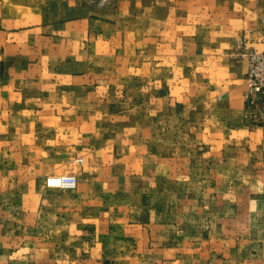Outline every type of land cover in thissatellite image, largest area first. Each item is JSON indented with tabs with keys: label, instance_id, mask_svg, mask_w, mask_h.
<instances>
[{
	"label": "crops",
	"instance_id": "1",
	"mask_svg": "<svg viewBox=\"0 0 264 264\" xmlns=\"http://www.w3.org/2000/svg\"><path fill=\"white\" fill-rule=\"evenodd\" d=\"M243 50L264 0H0V264H204L163 187H264Z\"/></svg>",
	"mask_w": 264,
	"mask_h": 264
},
{
	"label": "rangeland",
	"instance_id": "2",
	"mask_svg": "<svg viewBox=\"0 0 264 264\" xmlns=\"http://www.w3.org/2000/svg\"><path fill=\"white\" fill-rule=\"evenodd\" d=\"M61 174L77 176L74 171ZM192 196L196 202L182 201ZM250 196L257 201L251 203ZM176 210L180 212L178 217L170 216ZM163 211L169 213L164 217V225L171 226L177 219L178 226L186 228L179 235L181 243L193 248L186 254H194L204 264H264V187L164 186ZM193 242L200 245L194 246Z\"/></svg>",
	"mask_w": 264,
	"mask_h": 264
},
{
	"label": "built area",
	"instance_id": "3",
	"mask_svg": "<svg viewBox=\"0 0 264 264\" xmlns=\"http://www.w3.org/2000/svg\"><path fill=\"white\" fill-rule=\"evenodd\" d=\"M241 57L247 58L249 61L248 72L246 75V103L253 115L264 113V50H243L239 53ZM50 178L63 180V186H55L51 188L74 189L77 187L78 179L73 174L50 175Z\"/></svg>",
	"mask_w": 264,
	"mask_h": 264
},
{
	"label": "clouds",
	"instance_id": "4",
	"mask_svg": "<svg viewBox=\"0 0 264 264\" xmlns=\"http://www.w3.org/2000/svg\"><path fill=\"white\" fill-rule=\"evenodd\" d=\"M48 184H49L50 187L63 186V180L50 178L48 180Z\"/></svg>",
	"mask_w": 264,
	"mask_h": 264
}]
</instances>
